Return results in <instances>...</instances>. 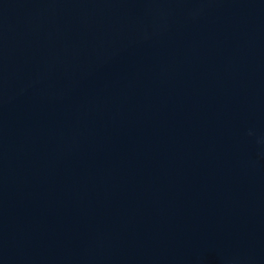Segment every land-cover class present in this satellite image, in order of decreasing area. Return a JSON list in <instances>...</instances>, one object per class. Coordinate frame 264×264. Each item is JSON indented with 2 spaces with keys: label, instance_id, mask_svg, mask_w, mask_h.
Masks as SVG:
<instances>
[{
  "label": "water",
  "instance_id": "water-1",
  "mask_svg": "<svg viewBox=\"0 0 264 264\" xmlns=\"http://www.w3.org/2000/svg\"><path fill=\"white\" fill-rule=\"evenodd\" d=\"M0 264H264V0H0Z\"/></svg>",
  "mask_w": 264,
  "mask_h": 264
}]
</instances>
